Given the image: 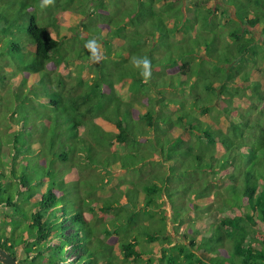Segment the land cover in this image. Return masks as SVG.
I'll use <instances>...</instances> for the list:
<instances>
[{
  "label": "trees",
  "instance_id": "16d2710c",
  "mask_svg": "<svg viewBox=\"0 0 264 264\" xmlns=\"http://www.w3.org/2000/svg\"><path fill=\"white\" fill-rule=\"evenodd\" d=\"M43 3L0 0V246L18 264H100L108 246L87 216L125 205L136 210L101 233L118 234L126 262L148 254L143 234L159 264H264V78L251 80L249 63L264 56V0H108L99 25L68 31L57 9L39 17ZM93 39L100 55L85 47ZM134 57L149 59L147 78ZM73 63L77 93L48 68ZM116 81L129 82L128 100ZM235 102L254 110L247 123ZM80 168L103 171L95 190L114 200L94 201ZM158 212L157 229H139V215ZM210 214L222 216L206 229Z\"/></svg>",
  "mask_w": 264,
  "mask_h": 264
},
{
  "label": "rangeland",
  "instance_id": "374dc122",
  "mask_svg": "<svg viewBox=\"0 0 264 264\" xmlns=\"http://www.w3.org/2000/svg\"><path fill=\"white\" fill-rule=\"evenodd\" d=\"M43 1V0H40ZM66 0H48V2L45 4L43 3L42 6H40L39 8H37V12L39 14V17L45 19L47 17V15H49L48 11L49 10H56L55 13L58 16V24L60 26V28L62 29V31H68V29H71L72 27H79V22H83L85 24H90L92 25V23L94 25H99L97 23V16L98 13L100 12H104L109 10V5H108V0H103L102 3L103 5L100 6L99 11L98 12V7H99V0H77V2H75V6H72L70 8V6H66L65 3ZM58 3V8L59 7H64V9L61 8H57L55 7V5ZM77 5V6H76ZM105 7V8H104ZM183 8H181L182 10ZM81 11H83L85 13V15L83 13H81ZM89 11H92L93 15L91 18H89ZM95 16V17H93ZM44 24V23H43ZM45 25V24H44ZM93 30V29H92ZM219 30V29H217ZM95 33H99V30H95ZM224 33V32H223ZM257 38H259V34H258V30L257 32ZM82 34L85 35L86 33L82 31ZM224 38L227 39L231 45H234L235 42L232 41V39L227 36L226 34H223ZM91 49V48H90ZM95 52L97 55L101 54V48L99 45H96L95 47ZM261 52H259L258 56H254L252 57L251 60H249V63L253 66L252 67V77L251 80H254L255 82H261L262 79L264 78V56H262L260 54ZM218 54H221V52H219ZM206 67L211 68L212 64H206ZM215 65V64H213ZM48 68L50 70H53L55 73H59V74H65V76L68 78L69 84L70 86H73V90L74 92H79L80 91V87L82 86V81L80 80V78H77L76 74V68H77V64L73 63L72 65H69L67 67L64 66H59V67H54L53 65H48ZM128 85L129 82H122V81H116L115 82V91L117 92V94L120 95V97L123 100H128L130 98V94L128 92ZM240 85V84H238ZM237 87V85H235ZM257 89L259 88L258 85L255 86ZM238 88V87H237ZM262 88V87H260ZM248 93V92H247ZM1 95V94H0ZM218 103L221 104V106H225V102L222 101H218ZM225 103V104H224ZM264 104V103H263ZM249 105V104H247ZM244 103L241 102H235L233 104L234 107H239L241 110V114L242 117L238 118L236 121L239 122L242 120V123H247V121L251 120V118L253 117L254 114V110L252 108L246 109L248 106ZM138 116V111L134 110L133 112V119H137ZM216 116L215 113H212V117L214 118ZM212 117H210L209 115L205 116L204 119L208 120L209 122H212ZM202 118V117H201ZM215 120V119H214ZM217 121L221 127H224V121H222V118L219 117L217 118ZM214 122V121H213ZM212 122V124H213ZM240 123V122H239ZM145 137H141L140 139L137 138L136 141L140 142L143 141ZM141 143V142H140ZM103 147H101V151L104 153L105 151L102 150ZM220 149V147H218ZM119 169V167H117V170ZM151 171L150 167H147L144 169V178H146L149 173ZM76 174H80L81 180H83L84 182H86V184L88 183H93L90 186V189L93 191L96 188V185L101 184V181H104V172L99 170V169H89V168H80L78 169ZM116 174V178H120L123 184H125L128 181H136V177L135 175H130V174H125L122 171H117L115 172ZM147 178H150L147 177ZM116 183V182H115ZM85 184V185H86ZM141 190V189H140ZM81 191V190H80ZM92 199H94V201L98 202L101 201L102 199H110V201L114 200L113 197V191L107 187H103L101 188V186H98V189L93 191L92 195H91ZM212 198V197H211ZM90 199V198H89ZM139 201H142V195H140ZM99 203V202H98ZM120 208V207H119ZM117 207L112 208L111 211L109 212H105L102 213L100 212V210L98 209V207H95V213L88 215L87 218L90 221V224L93 228H95V230L97 231L96 235L98 237H100L101 239L105 240L106 245L108 246V248L106 249L105 253H100L102 252L100 249L99 252V243L98 241H95L93 243V247L94 250H98L97 252H99L98 259H100V264H107L111 262V264H132L131 262H126L122 259L121 256V249H120V238H118V234H114L113 236H110L108 238H105L103 236V234L101 233V230H103L104 228L107 229H111L112 230V220H114V218H117V220L119 221H123V217H125L128 213L134 212L136 209L130 208L127 209L128 206L123 205V208L119 209ZM2 212V210H1ZM222 214V213H221ZM213 215L210 214V216L208 215L206 218L208 219L207 222H209L206 226V229L210 228V225L212 222H215L218 220V218H220L222 215ZM225 215H232L229 211L224 213ZM143 215V214H142ZM142 215H139L138 220H137V225L139 226V229L144 228V226L149 225L150 227H152V230L157 229L160 226V216L163 215L160 212H158L157 214L153 215L152 217L153 219L151 220L150 216L148 214H144L143 217ZM169 220V219H168ZM167 227H166V232L167 234H169V236L171 237V242L172 244L174 243H180L182 242V238H181V233L179 232V229H176V225L173 224L172 222L168 221L167 223ZM183 228V227H182ZM141 238V249L145 250L146 254L144 257H142V259H140L139 264H147V260H148V264H159V262L157 261L160 258V247L158 244L155 246V244L150 243L146 240L145 236L143 234L140 235ZM130 239V238H129ZM167 246V245H166ZM151 251H153V253H151ZM224 254V253H223ZM150 259H152L151 263H150ZM48 260V258H47ZM47 260H42L40 263H36V264H47Z\"/></svg>",
  "mask_w": 264,
  "mask_h": 264
},
{
  "label": "clouds",
  "instance_id": "9594fccd",
  "mask_svg": "<svg viewBox=\"0 0 264 264\" xmlns=\"http://www.w3.org/2000/svg\"><path fill=\"white\" fill-rule=\"evenodd\" d=\"M43 2L46 4L48 0H43ZM96 43L97 41L95 39L90 40L85 44V47L95 50ZM132 63L134 67L140 69L141 75L145 78L150 75V61L147 57H134Z\"/></svg>",
  "mask_w": 264,
  "mask_h": 264
},
{
  "label": "water",
  "instance_id": "95a60500",
  "mask_svg": "<svg viewBox=\"0 0 264 264\" xmlns=\"http://www.w3.org/2000/svg\"><path fill=\"white\" fill-rule=\"evenodd\" d=\"M0 264H18L16 260L9 255L1 246H0Z\"/></svg>",
  "mask_w": 264,
  "mask_h": 264
}]
</instances>
